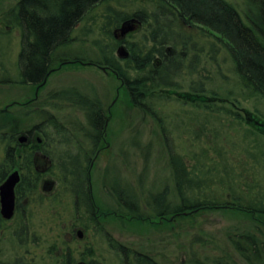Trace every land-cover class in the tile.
Segmentation results:
<instances>
[{
    "label": "rangeland",
    "instance_id": "rangeland-1",
    "mask_svg": "<svg viewBox=\"0 0 264 264\" xmlns=\"http://www.w3.org/2000/svg\"><path fill=\"white\" fill-rule=\"evenodd\" d=\"M19 1L0 0V49L5 52V55L0 56V109L12 102H25L27 98L34 97L36 91V88L31 86L21 87L8 83V80L19 79L22 35L17 28L8 25L4 17L17 6ZM110 8L130 15L139 10L147 12L155 10L154 4L149 0H112L96 6L75 28L69 49L65 51L69 58L79 57L84 61H80L81 65L66 66L51 74L45 88H42L39 93L42 109L46 112L43 114V121L48 115H53L64 123L72 121L79 123V126L81 124L86 126V121L77 108L57 98H50L70 88H76L93 100H99L108 111L106 140L103 143L106 149L91 168L93 193L97 203L105 211H114L117 198L112 195L111 186L116 188L119 195L123 194L124 188L129 187L137 194L142 214L151 212V209L145 208L148 206V201L150 202L149 194L151 192L158 194L163 190L162 185L165 184L161 183L158 187L156 177L166 182V177L169 175V186L171 190L174 188L171 176L175 172L171 163L174 162L173 164L177 166L180 163L176 161L177 159L172 162L174 157L172 153L182 155L190 164L191 161L197 160L198 168L207 173L209 169L213 171L229 169L235 174L237 180L250 186L261 185L264 196V135L253 126L245 124L244 120L237 116L239 112L246 110L264 120V100L260 97H252L250 92L243 89L233 72L230 58L222 54L218 67L206 64L213 79L208 82V89L218 92L221 98L230 101L225 105L217 106L218 114L205 115L201 107L180 102L176 99L177 97L172 96L160 103L156 102L159 116L150 115L131 105L126 91L122 89L121 81L113 73L105 67L104 71L95 66V62L100 61L105 53L108 55L112 53L116 60L122 61L120 58H123L125 53H120L121 48L124 47L128 52V42H136L141 38V33H137L140 28L132 33L133 36L129 34L123 39L124 42H120L121 38H117L115 34L120 28L111 30L113 39L107 36L103 27L107 24L105 17ZM178 28L196 41L203 43L206 40L201 30L187 28L182 24ZM218 70L221 75H218ZM132 76H135V73H132ZM199 79L198 76L193 75L179 78L177 81L181 89L176 92L192 93L190 90L192 82ZM233 106L238 109H234ZM14 110L17 109L13 108L12 111ZM227 111L231 113L230 116L226 114ZM161 118L162 121L159 120ZM4 122V119L0 117V124ZM25 122H35L34 117H28ZM45 127L49 125H44ZM0 131L3 130L0 128ZM53 132L51 128L48 130V133L52 135ZM81 141L84 142L83 139ZM3 154L4 148L0 140V164ZM203 163L210 168L204 169ZM54 170L56 173L57 169ZM106 173L108 177L104 176ZM242 173L251 175L244 176ZM115 178H119L121 182L115 183L113 181ZM220 178L217 176V180ZM214 179L215 177L212 180ZM156 185L158 189H155ZM59 194L60 196L55 200L43 199L42 208L37 211L36 217L39 222L42 220L44 222L41 226H34L33 233L41 240L38 252H43V255L56 245L58 234L54 230L55 226L47 223V220L56 215L59 218L64 217L67 221L64 233H67L70 230V225H67L69 220L71 219L72 223L73 218L76 217L74 198L65 184ZM175 195L172 193L170 198L175 199ZM211 196L220 201H226L227 192L217 187L215 191L205 195L200 192L189 195L191 200L194 197L203 200ZM124 200L126 201L125 198ZM127 201L135 202L129 198ZM151 205L154 204L151 202ZM156 207L161 208L158 205ZM228 217L227 214H219L209 218L207 225H204L208 231L201 240L196 229H189L191 235L179 233L181 235L176 237L171 235L167 227H161L159 224L149 222L145 224L131 220L129 216L117 218L113 215L107 219L102 233L90 225L88 262L123 264V258L110 246L108 239H112L115 246L121 244L133 251L145 252L161 264H213L216 257L223 259L221 261L224 262L227 260L225 255L219 253L215 256L214 252L220 244L222 246L227 244V232L230 228ZM76 223L80 226L86 225L82 220ZM234 225L240 228V233L244 230L251 232L253 229L252 224L247 221ZM172 228L176 231L175 226ZM262 228L263 236L264 226ZM75 249L84 251L77 246ZM12 250H10L11 256L18 254ZM233 260L236 264H241L238 258Z\"/></svg>",
    "mask_w": 264,
    "mask_h": 264
},
{
    "label": "trees",
    "instance_id": "trees-1",
    "mask_svg": "<svg viewBox=\"0 0 264 264\" xmlns=\"http://www.w3.org/2000/svg\"><path fill=\"white\" fill-rule=\"evenodd\" d=\"M109 1L112 0H20L4 18L8 25L17 28L22 35L21 79L34 85L42 83L45 88L49 75L66 66L81 65L80 61L84 59L69 58L70 56L65 52L72 42L73 31L87 13ZM149 1L154 4L153 12L139 10L130 15L109 9L105 17L107 24L103 27L107 36L112 38V29H118L123 24L136 20L140 28L137 33H141V38L136 42H128L129 55L122 61H117L112 53L109 55L105 53L100 61L95 62L115 71L118 80L123 83L122 89L126 91L134 108L159 116L156 102L160 103L175 96L180 102L201 107L205 115L218 114L217 106L225 105L230 101L221 98L218 92L208 89V82L213 79L206 64L218 67L222 54L230 58L233 72L243 89L250 92L252 97H260L264 100V0ZM180 24L201 30L206 40L201 43L181 32L178 28ZM122 41L124 42L123 39L120 40ZM68 61L74 63H64ZM132 73H135V76H132ZM217 73L221 75L219 70ZM192 75L200 78L199 81L192 82L190 87L192 93L176 92L181 89L177 80ZM209 94L211 95L208 96ZM50 98L66 102L85 114L86 126L77 125L74 130L77 137L75 142H79L81 147L87 145L89 149L97 147L103 134L107 133L104 117L106 116L108 121V111L104 109L102 102L93 100L76 88L60 91ZM44 113L46 112H42V118ZM226 114L230 116L231 113L227 111ZM159 120L162 121V118ZM43 122L45 126L49 125L44 128V136L49 141L56 132L62 134L63 138L69 136L66 130L67 123L57 120L53 115H48ZM262 122L264 123V120ZM50 128L55 131L53 135L48 133ZM81 136L82 138H79ZM79 152H83L82 148ZM171 155H174L172 162L177 159L176 161L180 163L179 166L174 165V162L171 163L175 172L177 199L180 198L182 201L184 198L187 202H198L200 199L194 197L191 200L189 197L198 189L194 179L186 178V192L183 193V178L180 175V173H196L199 170L197 160L191 161V165L182 155L175 153ZM84 163L87 165L88 162L74 159L69 163L62 162L64 165L62 168L66 173L72 171L86 173L89 166H84ZM203 168L210 167L203 163ZM74 179L75 188L71 194L75 201L82 204L89 196L78 183L77 175ZM116 191L113 187V195L116 196L117 201H125L124 198L126 202L128 198L135 201L137 207L132 210L130 218L138 222L145 223L149 219L164 216L182 219L183 216L179 214L188 211L181 209L177 204L174 205L172 199L169 208L151 205V202L162 200V196L149 194L148 210L151 209V212L142 214L138 206V197L131 188H124L121 195ZM201 192L204 195L208 193L205 188ZM203 201L220 202L218 198L212 196L204 198ZM188 218H191V223H187V235H191L189 229L195 230L196 225L192 219L194 216ZM178 222L165 224L172 236L180 235ZM173 226L178 232L172 228ZM147 264L161 263L153 259Z\"/></svg>",
    "mask_w": 264,
    "mask_h": 264
},
{
    "label": "flooded vegetation",
    "instance_id": "flooded-vegetation-1",
    "mask_svg": "<svg viewBox=\"0 0 264 264\" xmlns=\"http://www.w3.org/2000/svg\"><path fill=\"white\" fill-rule=\"evenodd\" d=\"M2 51L3 49H0V56L5 55V52ZM21 52L22 48L19 53V64L22 61ZM122 59L120 58V60ZM64 63L74 62L68 61ZM95 66L100 67L104 71L107 69L119 79L112 68L105 67L104 69V66L97 64ZM20 72L21 68L19 69V79L17 81L8 80V83L21 87L31 86L36 88V91L34 97L27 98L25 102H12L3 109H0V117L5 121L0 124V128L3 130L0 131V140L4 148L3 160L0 164V264H97L96 261L88 262V253L90 252L88 232L90 225L99 233H102L104 224L107 223L106 221H108L107 219L110 216L114 215L117 218H122L125 215L130 218L132 210L137 206H135L134 202H120L115 199L116 210L108 212L102 209L93 193L91 168L106 149V147H103L106 134H103V138L97 147L89 149L86 145L88 147L86 149L85 145L81 147L79 142H75L74 130L77 128V125L79 126V123L71 121L67 123L66 129L68 130L69 138H63L62 134H59V132L54 133V131V139L52 137L49 143V140L44 136L43 109L41 96L39 95L43 84L34 85L26 82L21 79ZM47 81L45 84H47ZM120 83L123 85L122 82ZM13 108L17 110L12 111ZM233 108L238 109L236 106H233ZM79 113L82 114L85 120V114L82 111H79ZM237 116L243 119L245 124L253 126L264 135V123L261 118L256 117L254 114L252 115L246 110H242ZM28 117H34L35 122H25ZM104 123L106 128L108 124L106 116L104 117ZM81 148L83 152L80 153L79 150ZM74 159L87 161V165L89 166L88 171L86 173H73V171L72 173H66L62 168L64 166L62 162L69 163V161H73ZM83 165L87 166L85 163ZM55 168L60 173H55ZM242 174L244 176L251 175L250 173ZM75 175H77L78 183L83 186L82 188L89 198L86 197L82 204L74 200L76 217L73 218L72 223L70 219L67 224L70 225V228L68 227L70 229L69 233H64L66 230L64 226L67 222L64 217L59 218L56 215V217L47 220V223L55 226L54 230L58 234L56 235V245H53L52 250L43 255V252H38V248L41 247V240L33 233L35 232L34 226H41L44 222L43 220L39 222L36 217L37 211L41 210V201L43 199H57L60 196V191L64 189V184L71 193L74 190L73 188H75ZM180 175L183 178V193L186 192V178L191 177L198 188L195 193L200 192L202 194L201 190L204 188L209 193L215 191V188L220 187L221 190L227 192L226 201L208 202L199 198L198 202L193 203L187 202L184 198L180 201V198L178 200L175 195V199H173L174 205H179L181 209H188L187 212L179 214L183 218L176 219L164 216L158 219H149L148 222L166 227L165 224L167 222L176 223L179 221L180 233L187 236V223H191V218L188 217L194 216L192 218L193 223H195V229L199 232L200 239L202 240L205 232L208 231L204 227L205 224L207 225L208 219L219 214H227L229 216L227 221L230 226L227 232V244L225 246L220 244L214 252L215 256L223 253L227 260L222 262L221 260L223 259L216 257L215 262L212 263L236 264L233 259L238 258L241 264H264V234L263 236L261 234L262 226H264V196L261 190L262 186H250L241 180H237L235 174L229 169L221 171L209 170L208 173L199 169L196 173H180ZM13 176H15L17 182L14 187V206L11 210L10 207L8 209L4 208L2 188ZM104 176L108 177L109 175L106 173ZM217 176L221 177L220 180H217ZM214 177L215 179L212 180ZM166 178L167 181L163 182L159 177H156L158 187L161 183L165 184L162 185L163 190L158 192V194L151 192V195L162 196V200L153 202L154 205L162 208H169L171 206V194H176L175 175L171 176L174 185L173 190L169 186L170 176L168 175ZM113 181L115 183L121 182L119 178H115ZM157 185L155 189H158ZM113 187L111 186L112 195L114 193ZM7 205L9 206V204ZM58 205L57 203L56 206L58 207ZM138 206L140 207L141 203ZM148 206L145 208H148ZM80 220L85 222L86 225L82 224V227L76 223V221L79 222ZM242 221L252 224L253 229L251 232H245L246 230L241 233L239 232L240 228L234 224H243ZM148 222H145V224ZM108 240L114 251L123 258V264H147L149 260L155 259L145 252L133 251L121 244L115 246V242L112 239ZM76 246L77 248H83L84 251L81 252L75 249ZM11 249H13L12 252L16 251L18 254H12L13 256H11Z\"/></svg>",
    "mask_w": 264,
    "mask_h": 264
},
{
    "label": "water",
    "instance_id": "water-1",
    "mask_svg": "<svg viewBox=\"0 0 264 264\" xmlns=\"http://www.w3.org/2000/svg\"><path fill=\"white\" fill-rule=\"evenodd\" d=\"M139 24L136 20H132L129 23H125L118 29L115 34L117 38L125 39L129 34L134 33L138 30ZM124 52L125 55L123 58H127L129 55L128 52H126V49L121 48L120 53ZM17 179H15V176L11 177L10 180L5 184V186L2 188V199L4 203V208L8 209L9 207L11 210L14 206V187L16 185ZM9 204V206L7 205Z\"/></svg>",
    "mask_w": 264,
    "mask_h": 264
}]
</instances>
